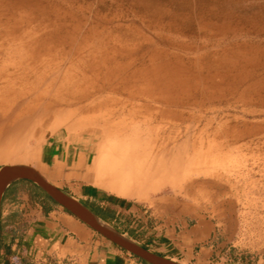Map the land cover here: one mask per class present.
I'll return each instance as SVG.
<instances>
[{"label":"rangeland","instance_id":"rangeland-1","mask_svg":"<svg viewBox=\"0 0 264 264\" xmlns=\"http://www.w3.org/2000/svg\"><path fill=\"white\" fill-rule=\"evenodd\" d=\"M214 1L0 0V96L16 108L0 112V168L29 167L82 204L90 196H108L140 208L160 199L183 213L205 215L215 228V264L234 259L264 264V110L254 115L251 106L244 112L217 103L172 107L140 96L145 83L128 77L121 80L124 93L94 94L95 103L105 97L118 101L107 106L114 114L75 106L50 114L44 109L49 98L41 97L45 88L53 94L62 84L89 78L103 68L107 53L124 47L127 52L116 58L132 60L135 67L150 64L148 56L143 65L140 58L151 49L170 59L218 49L201 46L221 41L220 32L205 26L202 12ZM220 2L222 11L237 17H264V0ZM231 40L264 45V32L223 39L225 44ZM122 105L124 113H136L122 114ZM147 105L184 115L153 119ZM68 111L70 117L64 115ZM95 119L99 122L91 131L89 122ZM246 128L253 131L239 142L219 135ZM34 187L16 185L29 191Z\"/></svg>","mask_w":264,"mask_h":264},{"label":"bare ground","instance_id":"bare-ground-1","mask_svg":"<svg viewBox=\"0 0 264 264\" xmlns=\"http://www.w3.org/2000/svg\"><path fill=\"white\" fill-rule=\"evenodd\" d=\"M221 5L220 0H216L212 3H207L204 11L202 9V12H206L207 23L205 26H207L208 29L220 32L221 36L219 37L221 41H208L207 43L205 41V44L201 46H212V48L213 46H218V49L210 51H207V49L206 52L196 54L192 57L172 55L171 59L167 54L157 49H151L145 51V54L140 58L142 65L144 63L143 61L146 60L145 56H148V60L151 61L148 66L142 67H135V63L133 64L132 60H128L125 63L116 58L119 54H124V51L127 50L125 47L120 50H114L112 53H107L106 57L101 60L103 62V68L93 72L89 78L83 79L82 82L73 83L72 85L70 83L62 84V86L60 85L57 87L53 94H50V90L46 88L42 93L39 91L38 93H41L42 98H49L44 105V109L49 111L52 110L50 114H57L59 111L57 108L63 109L67 107L70 110V108L75 106L76 110L100 112L102 115L111 114L113 112L107 107L109 105L108 103L118 104L119 102L105 97L100 103H95L93 100L94 94L96 92H116L122 94L125 92V88L121 86L123 85L122 79L128 77L134 79L138 78L140 82L143 81L145 83L144 85L146 88H140V96H146L168 106L184 107L192 105L193 107L195 106V108H202L217 103L219 105L227 104V106L231 108H240V110L244 112H247L246 108L251 106L253 107L251 109L253 114L256 113L261 115V112L264 110V45L248 42H233V40H231V43L225 44L223 39L240 33L260 34L264 32V17L258 18L255 15H251L240 18L229 12L226 13L222 11L220 7H218ZM192 44L193 43L190 44V48L194 47V44ZM160 58L162 60L158 61ZM38 93L34 91V95L37 96L39 95ZM2 98L3 97L0 96V112L3 111L5 107H9V109H13V111L16 110L15 105H12L13 102H9ZM125 106L126 105H122V114L127 115L136 113L133 109L132 111H135L134 113L131 111L124 113ZM254 107H259L261 109H256ZM24 108L22 111L23 114L26 115L30 110L29 107L26 109ZM146 108L150 110L148 113L150 117L158 120H163L165 117L173 120H180L184 115L183 112L171 108H159L155 110L152 105H147ZM71 114L72 113L68 111L64 115L70 117ZM98 122V119L89 122L90 127H95ZM105 123L107 124V122ZM23 124L25 125L24 122ZM72 125H74V122ZM94 130L95 129L92 128L91 131ZM252 131L253 128H246L239 132L224 131V133L219 135L223 136L227 141L239 142L245 136L251 134ZM115 136H117V134ZM83 210L87 217L106 226V222L94 215L89 209L83 207Z\"/></svg>","mask_w":264,"mask_h":264},{"label":"crops","instance_id":"crops-1","mask_svg":"<svg viewBox=\"0 0 264 264\" xmlns=\"http://www.w3.org/2000/svg\"><path fill=\"white\" fill-rule=\"evenodd\" d=\"M12 183L1 197L0 264H140L61 205L46 207ZM87 201L83 207L152 253L179 264H215V228L205 215L183 213L160 199L140 208L108 196Z\"/></svg>","mask_w":264,"mask_h":264},{"label":"water","instance_id":"water-1","mask_svg":"<svg viewBox=\"0 0 264 264\" xmlns=\"http://www.w3.org/2000/svg\"><path fill=\"white\" fill-rule=\"evenodd\" d=\"M18 179H26L38 185L46 195H48L56 204L61 205L67 211L86 223L96 232L107 238L109 241L117 245L118 247L132 253L133 255L141 258L149 264H179L155 253H152L126 237L121 232H118L108 226L93 221L84 214L83 206L80 202L75 201L73 197L58 188L57 186L42 179L35 174L32 169L22 165H6L0 168V206L1 197L5 188L13 181Z\"/></svg>","mask_w":264,"mask_h":264},{"label":"trees","instance_id":"trees-1","mask_svg":"<svg viewBox=\"0 0 264 264\" xmlns=\"http://www.w3.org/2000/svg\"><path fill=\"white\" fill-rule=\"evenodd\" d=\"M32 183L35 187L33 189H31L30 193L32 195V197L34 199H37L39 200L42 205L46 206V207H50L54 204H56L48 195H46L44 192H40L38 189V186L31 182L30 180H26V179H18V180H15L13 181L12 185H16V184H19V183ZM122 249V248H121ZM142 262L144 264H149L148 262L142 260Z\"/></svg>","mask_w":264,"mask_h":264}]
</instances>
